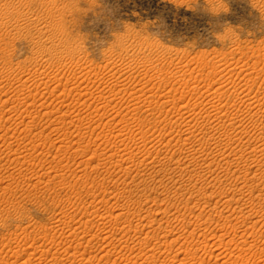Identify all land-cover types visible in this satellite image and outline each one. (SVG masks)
<instances>
[{"label": "rangeland", "instance_id": "rangeland-1", "mask_svg": "<svg viewBox=\"0 0 264 264\" xmlns=\"http://www.w3.org/2000/svg\"><path fill=\"white\" fill-rule=\"evenodd\" d=\"M263 60L264 0H0V264L18 251L14 264H147L158 247L150 264H264V156L188 149L178 139L190 115L157 102L194 104L203 84L230 81L242 92L232 100L258 94L264 108ZM249 128L246 139H264ZM78 227L89 235L75 253L60 239Z\"/></svg>", "mask_w": 264, "mask_h": 264}, {"label": "bare ground", "instance_id": "bare-ground-1", "mask_svg": "<svg viewBox=\"0 0 264 264\" xmlns=\"http://www.w3.org/2000/svg\"><path fill=\"white\" fill-rule=\"evenodd\" d=\"M11 6V5H10ZM23 16V15H22ZM49 23V22H48ZM52 24V23H51ZM51 26V25H50ZM46 27V26H45ZM53 27V26H52ZM43 31V30H42ZM259 55V54H258ZM63 56V55H62ZM259 57V56H258ZM260 58V57H259ZM256 59V58H255ZM264 61V60H263ZM221 62V61H220ZM219 62V63H220ZM236 62H237V60H236ZM256 62V61H255ZM261 63V62H260ZM82 64V63H81ZM227 64V63H226ZM244 64V63H243ZM237 65V64H236ZM223 66V65H222ZM233 66V65H232ZM248 66V65H247ZM254 66V65H253ZM113 67V66H112ZM215 67V66H214ZM47 68V67H46ZM82 68H84V67H82ZM226 69V68H225ZM241 69H242V67H241ZM46 70V69H45ZM90 70V69H89ZM93 70V69H92ZM91 70V71H92ZM224 70V69H223ZM223 70H221V71H223ZM244 70V69H243ZM242 70V71H243ZM124 71V70H123ZM207 71V70H206ZM220 71V72H221ZM231 71V70H230ZM232 71H233V69H232ZM239 71V70H238ZM252 71V70H251ZM81 72V71H80ZM89 72V71H88ZM99 72V71H98ZM183 72V71H182ZM243 72H245V71H243ZM252 72H254V71H252ZM40 73V72H39ZM102 73V72H101ZM241 73V72H240ZM249 73V72H248ZM256 73H258L257 71H256ZM65 74V73H64ZM73 74V73H72ZM184 74V73H183ZM261 74V73H260ZM74 75H75V73H74ZM192 75V74H191ZM206 75H208V74H206ZM213 75V74H212ZM244 75V74H243ZM253 75V74H252ZM257 75V74H256ZM110 76V75H109ZM245 76V75H244ZM90 77V76H89ZM235 77V76H234ZM242 77V76H241ZM250 77V76H249ZM249 77L247 78V79H249ZM259 77V76H258ZM30 78V77H29ZM66 78L67 79H73L74 81H75V79H76V77L75 76H72V77H68L67 75H66ZM207 78V77H206ZM252 78V77H251ZM250 78V79H251ZM256 77L254 76V79H255ZM253 79V80H254ZM257 79V78H256ZM263 79V78H262ZM77 80H79V79H77ZM115 80V79H114ZM179 80V79H178ZM208 80V79H207ZM218 80V79H217ZM109 81V80H108ZM111 82H112V80H110ZM188 81V80H187ZM206 81V80H205ZM210 81V80H209ZM79 82V81H78ZM116 82V81H115ZM120 82V81H119ZM182 82V81H181ZM196 83L198 82V81H195ZM248 82V81H247ZM247 82H246V84H247ZM250 82V81H249ZM260 82H262V81H260ZM186 83V82H185ZM189 83V82H188ZM194 83V82H193ZM205 83H207V81L205 82ZM235 83V82H234ZM112 84V83H111ZM113 84L115 85L116 83H114L113 82ZM112 84V85H113ZM117 84H119V83H117ZM207 84H209V86L208 87H205L204 85L205 84H203V86H202V88L205 90H203L202 88V90H203V92L202 93H198V89L197 88H200V86H199V83H198V85L196 84V92L198 93V95L199 94H201V95H199V97L197 98L198 99V101H197V103H195V100H193L194 102V104H189L187 101H185V103L186 104H182L181 105V102L182 101H180V100H178L179 98H173V100H166V101H163L162 103L160 102V101H162V100H157V102L159 103V104H163V105H161V106H164V104H165V106L167 105V106H169L170 108H169V110H172V112H173V110H174V112L175 111H181V110H185L186 111V114H188V115H190L189 117L187 116L186 118H190L189 120H187L186 121V119H185V124H186V136H181L182 138L180 139H178L179 140V143H180V141H183V144H184V146H187V148L189 149H191V145H199V148L198 149H201V148H204V150L205 151H207V150H209V148L208 147H211V146H215V148H213V149H216L217 147H219V146H221V145H223L224 147H227V149H228V147H229V149H232L233 151L232 152H234L233 154L234 155H236V154H239L238 156L240 157H242L244 160H245V158H247L248 160L249 159H251V161H252V163H253V161L254 160H256L257 162H258V158L260 159V157L261 156H264V139L262 138V139H260V137H258V139H257V137H256V139L257 140H255V139H253L252 137V139L250 140V139H246V135L250 132V130H252V129H250L249 127L251 126L252 128H254L253 130H260V132L262 131L263 133H264V108H261V107H259V106H261L260 104H259V102H261L262 101V98H261V96H260V98H261V101H260V98H259V96H258V94L255 96L254 95V97L252 96V95H250V97L248 98V99H245V100H249V103H247L246 104V102H245V104L244 105H246L245 107L242 105V103H238V100H235L236 98H238V96H239V94L240 93H242V92H240V93H238L237 91H235V90H237V88L236 89H233L234 87H233V85H232V92H228V91H230L229 90V88H231V87H229V85H230V81L229 82H224V83H221V84H218V86H216V85H214V84H211V83H207ZM206 84V85H207ZM216 84V83H215ZM250 84V83H249ZM260 84V83H259ZM12 85V84H11ZM22 85V84H21ZM25 85V84H24ZM132 85V84H131ZM190 85V84H189ZM26 86V85H25ZM109 86V85H108ZM116 86H118V85H116ZM120 86V85H119ZM193 86H194V84H193ZM231 86V85H230ZM248 86V85H247ZM133 87H135V86H133ZM142 87V86H141ZM195 87V86H194ZM240 87H242V86H240ZM244 87V86H243ZM18 88H19V86H18ZM106 88V87H105ZM110 88V87H109ZM114 88H115V86H114ZM114 88H112V89H114ZM129 88H131L130 86H129ZM143 88V87H142ZM188 88V87H187ZM87 89V88H86ZM104 89V88H103ZM191 88H189V92L191 93V95H192V92H191V90L193 91V89H191ZM244 89V88H243ZM242 89V90H243ZM25 90V89H24ZM78 90H79V96H81V98L84 96V95H86L87 94V92H83L82 90L83 89H81L79 86H78ZM133 90V89H132ZM239 90V89H238ZM246 90V89H245ZM244 90V91H245ZM259 90V89H258ZM186 91V90H185ZM184 91V92H185ZM241 91V90H240ZM247 91V90H246ZM250 91V90H249ZM264 91V90H263ZM23 92V91H22ZM70 92H71V90H70ZM100 92V91H99ZM115 92V91H114ZM182 92V91H181ZM188 92V94H190ZM44 93V92H43ZM76 93V92H75ZM118 93V92H117ZM120 93V92H119ZM250 93H251V91H250ZM256 93V92H255ZM258 93V92H257ZM71 94V93H70ZM88 94H89V92H88ZM104 94V93H103ZM109 94V93H108ZM116 94V93H115ZM121 94V93H120ZM194 94V93H193ZM245 94H247L246 92H245ZM262 95L264 94L263 92L261 93ZM34 95V94H33ZM112 95V94H111ZM117 95V94H116ZM119 95V94H118ZM117 95V96H118ZM180 95V94H179ZM186 95V94H185ZM198 95H196V96H198ZM249 95V94H248ZM260 95V94H259ZM78 96V97H79ZM87 96V95H86ZM150 96V95H149ZM184 96V95H183ZM187 96V95H186ZM236 98H235V97ZM242 96H245L244 95V93H243V95ZM241 95H240V98L242 97ZM62 97V96H61ZM88 97V96H87ZM154 97V96H153ZM159 97V96H158ZM232 97H234L235 99H231ZM247 97V96H246ZM264 97V96H263ZM108 98V97H107ZM113 98V97H112ZM116 98H118V97H116ZM155 98V97H154ZM160 98V97H159ZM167 98V97H166ZM183 98V97H182ZM34 99V98H33ZM58 99V98H57ZM60 99V98H59ZM62 99V98H61ZM88 99V98H87ZM90 99V98H89ZM114 99V98H113ZM146 98L144 97V102L146 101L145 100ZM147 99H148V97H147ZM150 99V98H149ZM184 99V98H183ZM194 99V98H193ZM224 99H226V101L224 102V103H221V102H218V101H222V100H224ZM239 99V98H238ZM22 100V99H21ZM24 100V99H23ZM63 100H64V98H63ZM151 100V99H150ZM155 100V99H154ZM241 100V99H240ZM239 100V101H240ZM243 100V99H242ZM11 101V100H10ZM30 101V98L28 97L27 99H26V97H25V103L26 102H29ZM74 101V100H73ZM78 101V100H77ZM90 101V100H89ZM106 101H108L109 103L111 102V101H109V100H106ZM143 101V100H142ZM24 102V101H23ZM61 102H63V101H61ZM66 102V101H65ZM156 102V101H155ZM21 103H22V101H21ZM83 103V102H82ZM147 103V102H146ZM150 103H151V101H150ZM149 103V104H150ZM153 103H154V101H153ZM152 103V104H153ZM183 103V102H182ZM188 103V104H187ZM218 103H221L222 105H220V104H218ZM243 103H244V101H243ZM263 103V102H262ZM261 103V104H262ZM8 104V103H7ZM31 104V106H32V104L33 103H30ZM108 104V103H107ZM151 104V105H152ZM154 104H156V103H154ZM239 104V105H238ZM34 105H36V104H34ZM34 105H33V107H34ZM38 105V104H37ZM138 105V104H137ZM241 105V106H240ZM70 106V105H69ZM90 106V105H89ZM128 107H129V105H127ZM136 106V105H135ZM134 106V107H135ZM138 106H140V105H138ZM146 106H150V105H146ZM161 106L159 107L160 109H161ZM263 106H264V104H263ZM39 107V106H38ZM44 108H46V106H43ZM133 107V108H134ZM244 107V108H243ZM20 108V107H19ZM132 108V109H133ZM158 108V107H157ZM159 108H158V110H159ZM165 108H167V107H165ZM164 108V109H165ZM247 108V110L249 109V111L248 112H250V111H253V113H255V114H257L258 115V119L256 118V119H253L252 117H250L251 119H248V120H250V121H246L244 118H242V116H244L245 115V113L247 112V111H244L245 109ZM13 109V108H12ZM135 109H137V108H135ZM154 109H155V107H154ZM168 109V108H167ZM166 109V110H167ZM236 110V115L234 114V116L232 115V116H230L231 114H233V113H231V114H229L228 112H231L232 110ZM165 110V112L163 111V113H169V112H167ZM231 110V111H230ZM36 111H37V109H36ZM36 111H34V112H36ZM40 110H38V112H39ZM136 111V110H135ZM5 112V111H4ZM10 112V111H9ZM8 112V113H9ZM16 112V111H15ZM27 112V111H26ZM30 112V111H29ZM151 112V111H150ZM153 112H155V111H153ZM171 112V113H172ZM178 112V113H179ZM184 111H182L181 113H183ZM245 112V113H244ZM22 113V112H21ZM37 113V112H36ZM44 113V112H43ZM78 113V112H77ZM160 113V112H159ZM180 113V114H181ZM193 113L195 114L194 116H193ZM234 113H235V111H234ZM252 113V114H253ZM31 114H33V113H31ZM35 114V113H34ZM51 114V113H50ZM86 114V113H85ZM152 114V113H151ZM191 114H192V116H191ZM244 114V115H243ZM250 114V113H249ZM18 115H19V117H18ZM17 115V117L19 118V119H22V121L23 120H25L27 117L26 116H24L23 114H18ZM131 115V114H130ZM247 115H248V113H247ZM246 115V116H247ZM251 115V114H250ZM254 115V114H253ZM11 116V115H10ZM9 116V117H10ZM159 116V115H158ZM245 116V117H246ZM252 116V115H251ZM16 117V116H15ZM261 117V118H260ZM17 118V119H18ZM30 118V117H29ZM83 118V117H82ZM181 118V117H180ZM183 118H185V117H183ZM182 118V119H183ZM225 118H228V121L226 122V120H224ZM10 119V118H9ZM13 119V118H12ZM36 119V118H35ZM247 119V118H246ZM74 120V119H73ZM177 120H180V119H177ZM37 121V120H36ZM183 121V120H182ZM221 121H223L222 122V124L224 123V125H223V127H221V126H219L218 125V123H220ZM44 122V121H43ZM88 122V121H87ZM187 122V123H186ZM194 122V123H193ZM216 122H217V125H216ZM19 123V122H18ZM63 123V122H62ZM206 123H209V124H207V126L209 125L210 126V128H208L207 126H206ZM33 124H34V122H33ZM90 124V123H89ZM116 124V123H115ZM35 125V124H34ZM34 125H31V124H28V127H27V129H28V132H30V131H33L32 129L34 128ZM167 125V124H166ZM27 126V125H26ZM185 126V125H184ZM122 127V126H121ZM171 127V126H170ZM193 127H197L198 128V131L199 132H201L202 134H203V137H201L200 138V136H199V138H197V136L196 135H194L192 132L194 131V129H193ZM204 128H207V129H204ZM26 129V128H25ZM45 129V128H44ZM30 130V131H29ZM42 130H43V128H42ZM193 130V131H192ZM195 130H197V129H195ZM45 131V130H44ZM192 131V132H191ZM185 132V131H184ZM254 132H256V131H254ZM253 132V133H254ZM42 134H43V132H41ZM189 133V134H188ZM192 133V134H191ZM183 134V133H182ZM181 134V135H182ZM188 134V135H187ZM196 134H198V133H196ZM234 134H239L240 136L238 137V139H236V137H234ZM120 135V134H119ZM251 135H253V134H251ZM251 135H249V136H251ZM4 136V135H3ZM42 136V135H41ZM58 136H60V135H58ZM122 136V135H121ZM238 136V135H237ZM256 136V135H255ZM254 136V137H255ZM133 137V136H132ZM142 138H143V136H141ZM44 138H45V136H44ZM138 138V137H137ZM147 138V137H146ZM207 139V141H209V140H213V142H211L210 143V145H209V143L208 142H204V140L203 139ZM250 138V137H249ZM139 139H140V137H139ZM163 139V138H162ZM143 140V139H142ZM149 140V139H148ZM161 140V139H160ZM159 140V141H160ZM158 141V142H159ZM164 141V140H163ZM162 141V142H163ZM237 144V145H235L234 144V142ZM17 142V141H16ZM143 142V141H142ZM144 142H146V141H144ZM161 142V143H162ZM168 142V141H167ZM170 142V141H169ZM168 142V143H169ZM28 143H30V142H28ZM138 143V142H137ZM147 143V142H146ZM167 143V144H168ZM177 143H178V141H177ZM178 143V144H179ZM162 144H164V143H162ZM170 144V143H169ZM168 144V145H169ZM141 145V144H140ZM144 145H147V144H144ZM159 145H160V143H159ZM167 145V146H168ZM174 145V144H173ZM180 145V144H179ZM29 146V145H28ZM31 146V145H30ZM143 146V145H142ZM19 147V146H18ZM132 147V146H131ZM159 147V146H158ZM162 148H164V147H166V146H161ZM128 148H129V146H128ZM167 148V147H166ZM220 148V147H219ZM219 148H218V150H219ZM26 149V148H25ZM127 149V148H126ZM135 149V148H134ZM157 149V148H156ZM211 149V148H210ZM221 149V148H220ZM29 150V149H28ZM36 150V149H35ZM132 150V149H131ZM140 150V149H139ZM148 150H151V149H148ZM154 150V149H153ZM164 150V149H163ZM197 150V149H196ZM250 150V151H249ZM32 151V150H31ZM155 151V150H154ZM191 151V150H190ZM194 151H195V149H194ZM193 151V152H194ZM202 151V150H201ZM217 151V150H216ZM220 151V150H219ZM223 151H224V149H223ZM227 152H228V150H226ZM226 151H225V153H226ZM230 151V150H229ZM30 152V151H29ZM133 152H136V151H133ZM148 152V151H147ZM150 152V151H149ZM160 152V151H159ZM161 152H162V150H161ZM165 152V151H164ZM198 152V151H197ZM231 152V153H232ZM127 153V152H126ZM139 153V152H138ZM157 153H158V151H157ZM202 153H203V156H204V152L202 151ZM201 153V154H202ZM214 153V152H213ZM218 153V152H217ZM222 153V152H221ZM224 153V152H223ZM236 153V154H235ZM136 154V153H135ZM143 154V153H142ZM160 154V153H159ZM110 155V154H109ZM126 155V154H125ZM130 155H131V153H130ZM148 155V154H147ZM215 156H216V152H215V154H214ZM220 155V152H219V154L217 155V156H219ZM225 155V154H224ZM226 155H229V153L228 154H226ZM223 156L222 155V157L224 158V160H227V158H229V157H227V156ZM111 156V155H110ZM120 156H122V155H120ZM159 156V155H158ZM207 156V155H206ZM213 157V159H212V161L216 158V157ZM230 156H233V155H230ZM135 157V156H134ZM160 157V156H159ZM162 157H164V156H162ZM220 157V156H219ZM222 157H220V158H222ZM113 158V157H112ZM121 158V157H120ZM120 158H119V160H120ZM152 158V157H151ZM158 158V157H157ZM205 158H207V157H205ZM210 157H208L207 159H202V161L204 160V161H206V162H210V159L212 158V156H211V158L209 159ZM220 158H219V160H220ZM222 158V159H223ZM231 158V157H230ZM233 158V157H232ZM231 158V159H232ZM235 158V157H234ZM263 158V157H262ZM12 159V158H11ZM107 160H108V158H106ZM114 159V158H113ZM153 159V158H152ZM217 159V158H216ZM237 159V158H236ZM235 159V160H236ZM241 159V158H240ZM238 160L239 162L241 161L242 162V160ZM132 160V159H131ZM134 160V159H133ZM160 160V159H159ZM189 160V159H188ZM235 160L234 159H232V160H229V161H224V162H226L227 164H228V167H230L231 165H232V163H233V165H235L234 163H235ZM221 161V160H220ZM238 161H236L237 163H238ZM250 161V160H249ZM255 161V162H256ZM260 161V160H259ZM129 162V161H128ZM144 162V161H143ZM156 162V161H155ZM192 162V161H191ZM198 162V161H197ZM215 163H216V161H214ZM218 162V161H217ZM222 162V161H221ZM223 162V163H224ZM244 162H246V160L244 161ZM254 162V163H255ZM131 163V162H130ZM147 163H148V161H147ZM153 163V162H152ZM190 163V162H189ZM205 163V162H204ZM203 163V164H204ZM222 163V164H223ZM226 163H224L225 165H227ZM150 164V163H149ZM178 164V163H177ZM200 164V163H199ZM210 164V163H209ZM213 164V163H212ZM218 164V163H217ZM221 163L219 162V165H220ZM223 164V165H224ZM240 164V163H239ZM242 164V163H241ZM240 164V165H241ZM245 164H247V163H245ZM258 164V163H257ZM262 164H263V162H262ZM261 164V165H262ZM141 165V164H140ZM186 164H185V162L184 163H180L177 167H176V169H179V168H182V167H184ZM214 165V164H213ZM222 165V166H223ZM237 165V164H236ZM254 165L255 164H253V165H251L250 164V167H254ZM261 165H260V167H261ZM241 166H243V164L241 165ZM256 166V165H255ZM263 166V165H262ZM152 167V166H151ZM232 168H233V166H231ZM230 167V168H231ZM237 167V166H236ZM245 167H247V165L245 166ZM249 167V169H251ZM258 167H259V165H258ZM260 167L258 168L259 170H260ZM154 168V167H153ZM225 168V167H224ZM223 168V169H224ZM230 168H228V169H230ZM238 168V167H237ZM257 168V167H256ZM176 169H175V171H176ZM227 169V170H228ZM245 169V168H244ZM247 169H248V167H247ZM248 169V171H250ZM258 169H256V170H258ZM262 169H263V167H262ZM171 170V169H170ZM169 170V171H170ZM225 170V169H224ZM252 170V169H251ZM148 171V170H147ZM237 171V170H236ZM149 172H151V171H149ZM178 172V171H177ZM260 172V171H259ZM263 173H264V171H263ZM203 175V174H202ZM210 176V175H209ZM216 177V176H215ZM218 177V176H217ZM220 177V176H219ZM173 178V177H172ZM166 179H168V178H166ZM171 179V178H170ZM227 179V178H226ZM212 180V179H211ZM218 180H219V178H218ZM161 184V183H160ZM163 184V183H162ZM158 185V184H157ZM211 185V184H210ZM249 185V184H248ZM259 186V185H258ZM241 187V186H240ZM257 187V186H256ZM259 188V187H258ZM238 189V188H237ZM254 190H255V187L253 188ZM176 190V189H175ZM242 190V189H241ZM254 190H252V191H254ZM262 190H263V187H262ZM130 191V190H129ZM205 191V190H204ZM261 191V190H260ZM199 192V191H198ZM208 192V191H207ZM239 192H240V190H239ZM132 193V192H131ZM197 193V192H196ZM247 193V192H246ZM262 193V192H261ZM243 194V193H242ZM135 195V194H134ZM237 195V194H236ZM262 195V194H261ZM183 196V195H182ZM260 196V195H259ZM225 197V196H224ZM240 197V196H239ZM242 197V196H241ZM261 198V197H260ZM262 198H264V197H262ZM262 198L260 199L261 201H262ZM238 199V198H237ZM232 200H233V198H232ZM220 201V200H219ZM236 201V200H235ZM262 203V202H261ZM226 204V203H225ZM237 208V207H236ZM252 209V208H251ZM228 211V210H227ZM235 213V212H234ZM230 214V213H229ZM121 215V214H120ZM231 215V214H230ZM249 215V214H248ZM102 216V215H101ZM100 216V217H101ZM117 216H118V214H117ZM124 216V215H123ZM138 216V215H137ZM178 216V215H177ZM251 216V215H250ZM109 217V216H108ZM114 217V216H113ZM183 217V216H182ZM117 218V217H116ZM178 218V217H177ZM119 219H120V217H119ZM135 219V218H134ZM115 220V219H114ZM167 220H168V218H167ZM113 221V220H112ZM142 221V220H141ZM110 223V222H109ZM144 223V222H143ZM148 223H149V221H148ZM253 223V222H252ZM69 224V223H68ZM86 224V223H85ZM137 224H138V222H137ZM136 224V225H137ZM140 224V223H139ZM245 224V223H244ZM67 225V224H66ZM66 225H65V223H58V224H56V228H57V230H58V227L61 229V231H63V234H64V232L66 231V230H68L67 229V227H66ZM135 225V226H136ZM143 226L141 227V224L140 225H137L138 227V229L137 230H142L143 228H145V224H142ZM147 225V224H146ZM78 226V225H77ZM81 226V225H80ZM244 226V225H243ZM250 226H252V225H250ZM71 227V226H70ZM104 227V226H103ZM72 228V227H71ZM83 228H86V226L85 227H83ZM82 228V229H83ZM147 228H148V225H147ZM74 230L71 232V234L70 235H74L72 238L70 237V235L68 234L67 235V237H65L64 239H60L61 241V243L62 242H65V244H67L68 245V250H70V249H73L72 251L73 252H78V249L79 248H81L85 243L83 242L87 237H88V235H89V231H88V229H87V231L89 232H87L86 231V229H83V230H81L80 229V227H78V228H73ZM146 229V228H145ZM149 229V228H148ZM174 229V228H173ZM247 229V228H246ZM52 230V229H51ZM69 230H70V228H69ZM203 230H205V229H203ZM134 231V230H133ZM136 231V230H135ZM146 231L148 232V230L146 229ZM145 231V232H146ZM150 231V230H149ZM153 231V230H152ZM155 231V230H154ZM193 231H195V229L193 230ZM192 231V232H193ZM139 233H141V231H138ZM138 232H136V233H138ZM142 232H143V230H142ZM169 232H171V231H169ZM175 232V231H174ZM202 232V231H201ZM207 232V231H206ZM205 232V233H206ZM250 232V231H249ZM68 233V232H67ZM102 233H104V232H102ZM129 233V232H128ZM144 233V232H143ZM152 233H154V232H152ZM151 233V234H152ZM253 233V232H252ZM113 234V233H112ZM125 234V233H124ZM148 234H149V232H148ZM193 234V236H195V233L193 232L192 233ZM242 234V233H241ZM240 234V235H241ZM255 233H253V235H254ZM139 236H140V234H138ZM145 235H147V233L145 234ZM166 235H168V234H166ZM198 235V234H197ZM223 235V234H222ZM236 235H238V234H236ZM244 235V234H243ZM251 235V234H250ZM79 236H82L81 238L79 237ZM96 236V235H95ZM124 236V235H123ZM151 236V235H150ZM155 236V235H154ZM182 236V235H181ZM190 236H192V235H190ZM224 236V235H223ZM223 236H221V240H220V242L223 244V242H225V239H224V237ZM56 237V236H55ZM64 237V236H63ZM79 237V238H78ZM144 237V236H143ZM247 237V236H246ZM57 238V237H56ZM62 238V237H61ZM76 238H78V239H76ZM92 238V237H91ZM91 238H89V239H91ZM244 238H245V236H244ZM88 239V240H89ZM158 239V238H157ZM167 239V238H166ZM229 239V238H228ZM87 240V239H86ZM118 240V239H117ZM234 240V239H233ZM245 239H243V241H244ZM74 241H76V243H77V241H80L78 244H76V245H74ZM104 241V240H103ZM108 241H110V240H108ZM219 241V240H218ZM229 241V240H228ZM227 241V242H228ZM231 242H233L232 241V239L230 240ZM44 242V241H43ZM82 242L84 243L83 245H82ZM91 242V241H90ZM248 242V241H247ZM59 243V242H58ZM57 243V244H58ZM89 244V243H88ZM88 244H86V245H88ZM113 244V243H112ZM120 244V243H119ZM169 244V243H168ZM218 244H220V243H218ZM221 244V245H222ZM226 244V243H225ZM55 245V244H54ZM63 245V244H62ZM73 245V246H72ZM94 245V244H93ZM231 245V244H230ZM64 246V245H63ZM81 246V247H80ZM87 247V246H86ZM104 247V246H103ZM116 247V246H115ZM214 246L212 245V248H213ZM21 248V247H20ZM26 248V247H25ZM65 248H66V246H65ZM65 248H63V249H65ZM85 248V247H84ZM154 248V247H153ZM152 248V249H153ZM155 248H156V246H155ZM154 248V249H155ZM159 248V247H158ZM157 248V249H158ZM211 248V249H212ZM22 249H24V248H22ZM51 250H52V247L50 248ZM153 249V250H154ZM156 249V250H157ZM203 250H204V252L206 253V251H209L208 249H209V246L208 247H206V248H202ZM20 250V249H19ZM45 250H47V249H45ZM44 250V251H45ZM51 250H50V252H51ZM85 250V249H84ZM156 250H154V252L149 256V255H147V257L146 256H144L145 257V261L146 262H149V263H147V264H150V262L151 261H156V260H158V258H160V255L158 256V254H157V251ZM159 250V249H158ZM203 250H201V251H203ZM261 250V249H260ZM3 251V250H2ZM26 251V250H25ZM63 251V250H62ZM65 251V250H64ZM71 251V254L73 253ZM169 251V250H168ZM199 251V250H198ZM222 251V250H221ZM4 252V251H3ZM36 252V251H35ZM47 254L46 255H48V253H49V250H47V251H45ZM54 252V251H53ZM57 252V251H56ZM118 252V251H117ZM132 252V251H131ZM162 252V251H161ZM187 252V251H186ZM19 253H23V252H14V257L16 258V255H18ZM59 253V252H58ZM61 253V252H60ZM70 252H68V254H69ZM7 254V253H6ZM11 254V253H10ZM10 254L8 255L9 257H10ZM43 254V253H42ZM45 254V253H44ZM159 254H160V251H159ZM186 254V253H185ZM195 254V253H194ZM248 254V253H247ZM30 255H32V254H30ZM55 255V254H54ZM56 255H58V259H60V257L61 256H59L60 254H57L56 253ZM105 255V254H104ZM112 255V254H111ZM136 255V254H135ZM234 255V254H233ZM21 256V255H20ZM41 258L40 259H42V256L41 255H39ZM38 256V257H39ZM51 256H53V254L51 255ZM63 256V255H62ZM68 257H70L69 255H67ZM131 256H133V255H131ZM140 256L141 255H139V257H138V259H140ZM218 256V255H217ZM231 256V255H230ZM241 256V255H240ZM9 257H7V258H9ZM72 257V256H71ZM70 257V258H71ZM89 257V256H88ZM87 257V258H88ZM91 257V256H90ZM92 257H93V255H92ZM127 257V256H126ZM235 257V256H234ZM248 257V256H247ZM15 258H13V259H15ZM30 258H31V256H30ZM34 258H35V256H34ZM53 258V257H52ZM64 257H62V259H63ZM94 258V257H93ZM102 258V257H101ZM101 258H99L100 260H102ZM109 258V257H108ZM143 257L141 256V259H142ZM232 258V257H231ZM1 259V258H0ZM6 259V258H5ZM5 259L3 260L4 262H5ZM12 259V261H13V263H12V261H11V263L12 264H14V260ZM27 259L30 261V259H29V257H27ZM54 259V258H53ZM52 259V260H53ZM57 259V258H56ZM65 259H67L66 257H65ZM73 259V258H72ZM91 259V258H90ZM99 259H97V260H99ZM125 259V258H124ZM130 259V258H129ZM137 259V258H136ZM135 259V260H136ZM141 259H140V261H141ZM156 259V260H155ZM229 259V258H228ZM235 259V258H234ZM245 259H247V258H245ZM2 260V259H1ZM7 260V259H6ZM10 260V259H9ZM47 260H51L50 258L49 259H47ZM71 260V259H70ZM69 260V261H70ZM93 260V259H92ZM91 260V262H93L94 263V261L96 260H94V261H92ZM122 260V259H121ZM142 260H144V259H142ZM227 260V259H226ZM231 260V259H230ZM19 261V260H18ZM22 261V260H21ZM23 261H25V260H23ZM54 261H55V259H54ZM66 261V260H65ZM72 261V260H71ZM86 261V260H85ZM137 261V260H136ZM144 261V262H145ZM186 261V260H185ZM229 261V260H228ZM227 261V262H228ZM233 261V260H232ZM235 261V260H234ZM247 261V260H246ZM9 262V261H8ZM27 261H25V262H21L22 264H24V263H26ZM38 262V261H37ZM59 262V261H58ZM63 262V261H62ZM67 262H68V259H67ZM90 262V261H89ZM100 262V261H99ZM106 262V261H105ZM121 262V261H120ZM141 262H143V261H141ZM180 262V261H179ZM7 262H5V264H6ZM10 263V262H9ZM16 263V262H15ZM51 263H52V261H51ZM57 263V261L55 262V264ZM87 263V262H86ZM152 263V262H151ZM17 264V263H16ZM20 264V263H19ZM27 264V263H26ZM30 264V263H29ZM57 264H59V263H57ZM62 264V263H61ZM66 264V263H65ZM140 264V263H139Z\"/></svg>", "mask_w": 264, "mask_h": 264}]
</instances>
